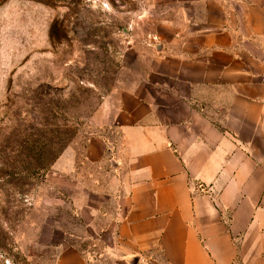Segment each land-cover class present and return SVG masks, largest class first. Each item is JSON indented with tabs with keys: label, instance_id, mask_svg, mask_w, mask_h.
<instances>
[{
	"label": "rangeland",
	"instance_id": "374dc122",
	"mask_svg": "<svg viewBox=\"0 0 264 264\" xmlns=\"http://www.w3.org/2000/svg\"><path fill=\"white\" fill-rule=\"evenodd\" d=\"M231 1L0 0V264H53L63 245L117 264L119 174L89 145L118 141L104 124L122 99L150 95L160 60Z\"/></svg>",
	"mask_w": 264,
	"mask_h": 264
},
{
	"label": "crops",
	"instance_id": "0c3cea01",
	"mask_svg": "<svg viewBox=\"0 0 264 264\" xmlns=\"http://www.w3.org/2000/svg\"><path fill=\"white\" fill-rule=\"evenodd\" d=\"M231 3L160 60L150 95L122 99L104 124L118 141L89 145L119 174L117 264H264V0ZM53 264L89 263L63 245Z\"/></svg>",
	"mask_w": 264,
	"mask_h": 264
}]
</instances>
